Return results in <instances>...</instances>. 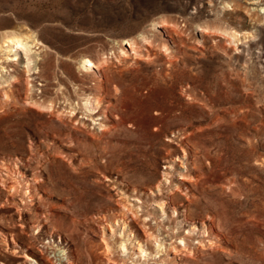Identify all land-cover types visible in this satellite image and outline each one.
<instances>
[{"label": "rangeland", "instance_id": "374dc122", "mask_svg": "<svg viewBox=\"0 0 264 264\" xmlns=\"http://www.w3.org/2000/svg\"><path fill=\"white\" fill-rule=\"evenodd\" d=\"M249 1L0 0V35L32 30L45 46L28 103L23 81L0 85V175L17 187L0 183L1 263L154 264L139 256L154 253L145 218L166 264H264V16ZM141 34L142 55L119 59ZM84 56L105 62L100 81ZM98 95L101 127L65 100ZM182 235L193 253L175 259Z\"/></svg>", "mask_w": 264, "mask_h": 264}, {"label": "bare ground", "instance_id": "6f19581e", "mask_svg": "<svg viewBox=\"0 0 264 264\" xmlns=\"http://www.w3.org/2000/svg\"><path fill=\"white\" fill-rule=\"evenodd\" d=\"M249 3L252 4V6H254V8L257 11H260L261 14H263V16H264V0H250ZM225 5L229 6L230 4L228 2H225ZM250 9H253V8H250ZM230 34L233 37L236 36V33H234L233 31H231ZM144 36H145V34H141L140 37L133 36L130 38L122 39V41L118 42V44H119L118 49L120 52L118 58L123 60L126 56H128L126 53V50H125V48H127V47L129 48L130 52L132 53V56H135V54L142 55L141 53L137 52V48L139 47V45H138L139 40L140 39L143 40ZM238 39H235V40H238ZM225 43L228 44L226 41H225ZM44 47L45 46L42 43V41L40 40L38 34L33 32L32 30L27 31V32H18L17 30L9 29V30H4L0 35V85H2V84L6 85V84H10L12 82L20 83L23 81L24 90H25L24 91V98H25L24 102L25 103H28V100L31 97L30 93H31V90L33 89V84H32L33 80H35V79L40 80L39 78H43L44 66L42 65L43 54H41V52H42ZM235 49H236V47H235ZM144 53L145 54H143V55H146L144 57L149 56L150 55V49L144 47ZM23 56L26 59V61H25V67L26 68L21 72H17L16 75L7 72L8 69H5V67L8 66V61H14V63H16V61L20 60ZM104 65H106L104 61L95 62V61H92L90 58L85 57V56L82 57L81 60L79 61V66L81 68L85 69L86 71L90 70L92 68L93 72L95 74L99 75V81L101 80L99 71L101 70V68L104 67ZM94 69H95V71H94ZM2 71H5V74H7V75H4V73H2ZM38 84L43 85V83H41V82H38ZM99 86L102 87L101 83L99 84ZM33 90H32V95H33ZM4 94H5V92H4ZM65 100L69 104V107L71 110L76 111V110L80 109L81 113L84 116L83 118H86L87 120L89 119V121H92L94 119L93 115L96 114L95 115L96 118L100 119V121L97 122L98 126H100V127L102 125L101 124L102 121L106 119L108 105H105V107L101 106L99 95L96 98H91L89 96L81 97L80 105L78 104V102H75L74 104H72V102L68 101V98H66ZM65 105H66V103H65ZM81 123L84 124L85 121L81 120ZM166 140H172V139L167 138ZM166 173L167 172L165 171L164 174H166ZM6 175H7V177H3L0 175V183L5 186V189L7 190L8 195L12 198L15 194V191L17 192V187L9 179V174H6ZM182 177L185 179L186 175H183ZM156 186H159V183ZM7 199L8 198H6V200ZM118 202L120 204L119 208L121 209V213L124 215L122 220H124L125 222H128V218L136 220L135 219L136 212L130 206H128V203L120 202V201H118ZM11 203L14 206V208L17 210L18 205L15 203L14 199H12ZM134 215H135V217H134ZM147 216L148 215H146V218H148ZM2 220L3 219L0 216V221H2ZM125 222H123V224ZM140 228H141V236L144 238V241H148V240L152 239L155 241V246L153 249V252H154L153 254L149 251H146L144 248H141V249L139 248V256H141L142 259H144V260L147 259L148 257L154 258V259L157 258V260H156V262H154V264H166L167 262L165 261V258L161 257L166 252L165 240H163L162 237L158 238V236L153 235L152 232H150V229L148 228L147 221L145 220V218H140ZM205 228L206 227L203 225L204 233L207 230ZM9 231H10L11 237L16 232V230L13 227ZM3 232H4L3 228H0V234H2ZM124 237L118 243V248H119V250L123 251V253H125V251H127L126 241L128 240V238H124ZM2 238L5 239L6 237L3 235ZM178 238L180 240L179 242H177L179 244V246L173 245L171 247V249H173L171 251V253H173V254L175 253L174 254L175 259H178V258L180 259V257L177 256L180 253H182V255L192 254L193 250L188 249L189 246H187L188 237L185 235H182V236H179ZM189 238H190V236H189ZM200 241L201 240L198 239V241H196V243H199ZM138 242H139V240H138ZM209 243L210 242L208 241V244ZM8 247L11 249L12 253H14V250H16L14 242H12L11 246H8ZM104 247H105L106 252H108V250H109L108 244L104 243ZM199 247H200V245H199ZM197 248H198V246H197ZM57 255L59 256L57 258V260L63 261V262H65V264H68L69 258L67 257V255L64 256V253H60V252ZM20 257H21L22 261H17V264H32V262H31L32 257L29 254L23 252ZM182 258L184 260L186 259L185 257H182ZM107 261L108 262L111 261L113 264H116V263L117 264H126L124 261L117 262L112 257H107ZM49 262H50V264H54L52 261H49ZM141 263L142 262H134V264H141ZM0 264H3V263L0 262ZM178 264H181V263H178Z\"/></svg>", "mask_w": 264, "mask_h": 264}]
</instances>
